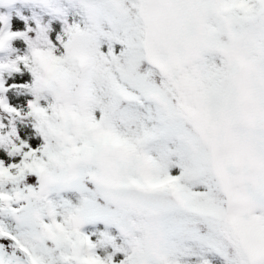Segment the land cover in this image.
Instances as JSON below:
<instances>
[{
	"label": "snow or ice",
	"instance_id": "6c2138e0",
	"mask_svg": "<svg viewBox=\"0 0 264 264\" xmlns=\"http://www.w3.org/2000/svg\"><path fill=\"white\" fill-rule=\"evenodd\" d=\"M0 264H264V0H0Z\"/></svg>",
	"mask_w": 264,
	"mask_h": 264
}]
</instances>
